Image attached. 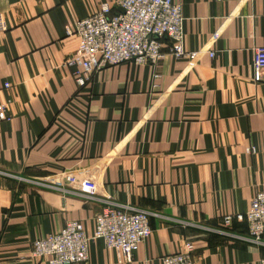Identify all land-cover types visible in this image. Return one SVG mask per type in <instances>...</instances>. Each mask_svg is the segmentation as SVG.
<instances>
[{"label":"crops","instance_id":"obj_1","mask_svg":"<svg viewBox=\"0 0 264 264\" xmlns=\"http://www.w3.org/2000/svg\"><path fill=\"white\" fill-rule=\"evenodd\" d=\"M174 1L187 55L165 38L157 64L79 88L67 32L117 0H0V264H48L36 240L70 221L92 234L108 206L148 212L152 235L131 262L96 240L86 264H163L186 243L197 264H261L264 241L223 219L264 191V0Z\"/></svg>","mask_w":264,"mask_h":264},{"label":"built area","instance_id":"obj_2","mask_svg":"<svg viewBox=\"0 0 264 264\" xmlns=\"http://www.w3.org/2000/svg\"><path fill=\"white\" fill-rule=\"evenodd\" d=\"M118 11L108 4L99 11L77 22L68 36H76L78 45L66 60V66L74 69L79 88H85L93 74L106 67L124 63L136 65L157 64L164 57L163 40L172 41L173 56L187 55L184 49V21L180 4L174 0H117ZM214 57V53H210ZM264 77V47L254 56V78ZM9 87V84H5ZM0 120H9L8 109L0 104ZM254 152V149L251 150ZM246 221L249 238L253 242L264 241V191L252 200L245 214L226 216V227L233 220ZM152 235L150 214L108 206L94 217V230L88 234L80 221H70L57 233L34 242L32 257L48 264H86L90 245L103 240L106 247L115 250L127 262L133 260L139 247ZM193 244L162 259L163 264H197ZM264 264V259L261 261Z\"/></svg>","mask_w":264,"mask_h":264}]
</instances>
